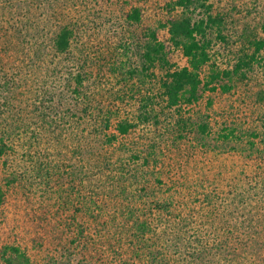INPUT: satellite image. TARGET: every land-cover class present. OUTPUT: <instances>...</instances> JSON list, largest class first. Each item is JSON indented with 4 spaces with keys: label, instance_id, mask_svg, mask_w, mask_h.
<instances>
[{
    "label": "rangeland",
    "instance_id": "obj_1",
    "mask_svg": "<svg viewBox=\"0 0 264 264\" xmlns=\"http://www.w3.org/2000/svg\"><path fill=\"white\" fill-rule=\"evenodd\" d=\"M174 1L0 0V136L10 148L0 157V264H264V0L189 8L194 20L220 18L207 24L202 73L228 71L217 82L227 90L169 110L147 93L161 70L143 72L141 54L148 30L164 39ZM132 7L139 23L126 18ZM63 28L71 44L57 54ZM172 57L188 65L179 50ZM119 122L138 127L121 138ZM95 151L117 169L105 206L80 180Z\"/></svg>",
    "mask_w": 264,
    "mask_h": 264
},
{
    "label": "trees",
    "instance_id": "obj_2",
    "mask_svg": "<svg viewBox=\"0 0 264 264\" xmlns=\"http://www.w3.org/2000/svg\"><path fill=\"white\" fill-rule=\"evenodd\" d=\"M208 0H175L173 3H169L167 7V12L170 13L168 18L161 23L162 30L164 32V39L159 36L158 30L150 29L147 34V42L144 45V49L141 54V70L143 72L149 71L152 74V69L158 67L161 70L160 83L158 88H151L147 93L152 91H157L158 96H156L159 101L164 103V109H171L176 107L182 100L186 102L196 101L200 94V90H212L216 91L220 89V92L224 93L227 88L225 84H218V80L222 77H228V71H219L214 68H210L209 72L202 73V69L209 63L210 54L208 49L210 47V41L206 38L207 24L211 23L216 25L220 22L218 16L209 17L206 20H194L187 15V11L190 7L193 8H208L206 5ZM174 7H180L181 10L185 11L180 15H172L171 11ZM205 8V9H206ZM128 21L139 23L142 18V10L138 7H132L131 11L126 14ZM72 32L69 29L63 28L54 37L53 40V50L57 54L66 53L70 47V42L72 38ZM264 47V42H257V47L255 51L258 53L260 48ZM179 50L181 55L186 58L188 65L177 66L173 62L174 53ZM245 62H241L236 66L235 71H239L242 66H245ZM135 72H131L132 75ZM206 77V81L203 79ZM151 85V84H150ZM147 95L145 96V98ZM151 100H149V106H151ZM178 113V112H175ZM147 120L146 117H144ZM179 123L176 120L177 125ZM138 126L135 123L130 122H119L117 124L116 132L121 137L124 138L130 134L131 131L136 130ZM110 128L108 122L106 121L103 125V130H108ZM197 128L201 133L208 130L206 124H199ZM225 138V135L222 136ZM118 136L109 133L106 143L113 144L117 140ZM10 148L4 142V139L0 136V157L5 155ZM101 156V151L90 153L85 159H83V166L80 171L81 179L85 183L88 193L89 188H94L96 193L97 203L101 205H108L105 199L109 198L108 193L105 191V187L109 184L108 173L113 172L114 169L108 162L107 157H103L102 161L99 162V157ZM146 159V158H145ZM144 159V160H145ZM123 162V161H122ZM147 164V161L145 162ZM118 165V175L122 174L124 168L127 166L126 163L121 161L116 163ZM144 165V164H143ZM145 166V165H144ZM143 166V167H144ZM90 167L95 169L92 173L89 172ZM124 167V168H123ZM89 174H87V172ZM85 172V173H84ZM87 174V175H86ZM117 177V176H116ZM112 178V177H111ZM114 178V177H113ZM78 181V178H75ZM79 185H83L81 181H78ZM145 185L142 189L145 190ZM110 199V198H109ZM4 200V192L0 188V205ZM111 201V200H110ZM169 205L173 204L174 201L167 199ZM165 205V202H163ZM143 210L142 213H144ZM14 252H18L17 249L11 248ZM22 260L19 262L21 264H26L27 259L24 255H20ZM8 264H12V261L8 260Z\"/></svg>",
    "mask_w": 264,
    "mask_h": 264
}]
</instances>
